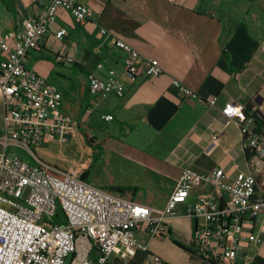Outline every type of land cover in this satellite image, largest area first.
Here are the masks:
<instances>
[{
  "label": "crops",
  "instance_id": "crops-1",
  "mask_svg": "<svg viewBox=\"0 0 264 264\" xmlns=\"http://www.w3.org/2000/svg\"><path fill=\"white\" fill-rule=\"evenodd\" d=\"M47 1L0 0V34L21 29L25 20L37 17ZM76 2L89 7L93 16L79 24L68 11L60 10L38 49L29 51L25 58L27 68L61 91L60 110L75 122L68 142L52 140L38 149L41 159L59 169L66 168L68 153L79 144V160H87L83 168L63 170L81 177L109 148L148 172L149 192L161 189V194L167 195L163 197L164 206L138 201L134 198L138 194L135 186H97L88 181L89 175L85 181L156 210L165 207L186 168L200 173L220 168L230 180L240 172H249L252 153L244 148L239 125H226L221 110L228 102L246 106L255 121L253 130L264 137V0ZM60 29L67 30L62 40L55 36ZM101 29L130 43L143 58L158 59L164 73L128 81L123 98L92 96L88 74L105 77L107 69L120 71L123 63L121 51L112 46L108 36L100 34ZM59 56L64 61H58ZM3 58L0 48V62ZM174 80L206 101L217 98L216 106L186 99L173 86ZM108 115L114 117L112 121H106ZM4 116L0 90V132ZM122 134H136L143 144H127ZM258 183L264 187V166ZM210 192L209 188L197 189L188 201L192 203ZM165 221L169 236L151 237L138 232L137 238L167 264H209L192 250L196 220L185 214L184 206H180L179 216ZM250 253L255 264H264V235L252 245ZM97 256V250L92 249L89 259L96 260ZM143 260L141 252L129 261L112 255L109 264H143Z\"/></svg>",
  "mask_w": 264,
  "mask_h": 264
},
{
  "label": "built area",
  "instance_id": "built-area-1",
  "mask_svg": "<svg viewBox=\"0 0 264 264\" xmlns=\"http://www.w3.org/2000/svg\"><path fill=\"white\" fill-rule=\"evenodd\" d=\"M60 10L68 11L79 24L93 16L89 7L76 0H48L21 29L0 34L4 53L0 90L5 106L0 132V264H109L112 255L129 261L139 252L144 254L143 264H167L137 233L169 236L165 219L179 216L180 206L196 220L192 250L205 261L255 264L250 248L264 235V187L258 183L264 166V137L253 130L255 121L246 106L228 102L221 114L226 125H239L244 148L252 153L249 172L230 180L220 168L210 173L186 168L161 210L94 186L37 155L48 141L68 142L75 127L73 118L60 110L61 91L25 66L28 52L38 49ZM100 34L121 51L123 63L120 71L107 69L105 77L88 74L92 96L123 98L128 81L164 73L158 59L143 58L130 43L106 29ZM66 35L67 30L60 29L55 36L62 40ZM57 59L64 61L62 56ZM173 86L186 99L206 107L217 104V98L206 101L179 80ZM113 118L105 117L106 121ZM200 188L212 192L190 203V196ZM92 249L98 252L96 260L89 259Z\"/></svg>",
  "mask_w": 264,
  "mask_h": 264
},
{
  "label": "rangeland",
  "instance_id": "rangeland-1",
  "mask_svg": "<svg viewBox=\"0 0 264 264\" xmlns=\"http://www.w3.org/2000/svg\"><path fill=\"white\" fill-rule=\"evenodd\" d=\"M98 132L100 134H103L100 131ZM121 138H123L127 144L133 146L140 147L141 144H143V140L141 138H138L136 134H122ZM71 144H73V141H71ZM68 155L69 163L66 168H63L66 170H70V166H75L76 170H80L83 168L84 162L87 161L79 160L80 156L82 155L79 144L78 146H74L71 150V153H68ZM20 156L24 160L28 161V157H26V155H24L23 153H20ZM66 170L63 171L67 173L68 171ZM86 171L89 172L88 181L94 185L135 186L138 188V194L134 196V198H136L138 201H149L159 207H163L166 202V199L164 200L163 197H167V195L161 194V189L153 190L151 193L149 192V181L147 179L148 172H146V170L139 168L130 160L122 157L117 153H114L109 148L99 156L94 164L91 163ZM133 195H135V193Z\"/></svg>",
  "mask_w": 264,
  "mask_h": 264
},
{
  "label": "trees",
  "instance_id": "trees-1",
  "mask_svg": "<svg viewBox=\"0 0 264 264\" xmlns=\"http://www.w3.org/2000/svg\"><path fill=\"white\" fill-rule=\"evenodd\" d=\"M87 140H88V142H91L88 136H87ZM248 158H249V154H248ZM145 162H148V160H147V161L145 160ZM149 163L152 164V161L149 160ZM88 173H89V172L86 171V172H85L80 178L83 179V180H85V179H86V176L88 175ZM180 174H181V173H180ZM179 176H180V175H179ZM178 178H179V177H178ZM113 190H118V191H119V190H121V189H113Z\"/></svg>",
  "mask_w": 264,
  "mask_h": 264
}]
</instances>
